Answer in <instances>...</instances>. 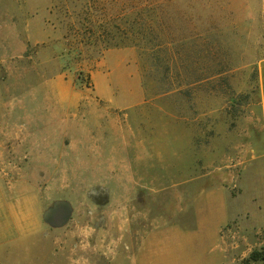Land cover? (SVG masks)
<instances>
[{
    "label": "rangeland",
    "instance_id": "374dc122",
    "mask_svg": "<svg viewBox=\"0 0 264 264\" xmlns=\"http://www.w3.org/2000/svg\"><path fill=\"white\" fill-rule=\"evenodd\" d=\"M262 45V0H0L8 106L70 172L4 183L0 264H264Z\"/></svg>",
    "mask_w": 264,
    "mask_h": 264
},
{
    "label": "crops",
    "instance_id": "0c3cea01",
    "mask_svg": "<svg viewBox=\"0 0 264 264\" xmlns=\"http://www.w3.org/2000/svg\"><path fill=\"white\" fill-rule=\"evenodd\" d=\"M262 39V57L257 63V81L263 136L260 153L261 157L264 158V0H262ZM4 61V54L2 53L0 55V67L4 65ZM7 92L10 91L5 90L4 78L0 77V191L3 192L4 183L8 184V189L20 190L22 186H29L30 184L37 186L38 178L48 179V176L59 175L60 177L68 178L70 172L67 170L53 172L48 170L49 157L50 155L54 156L55 153L53 154V152L48 150L50 146L46 141H42L43 144L40 143L38 145L34 138L37 125L31 126L30 123L21 124L16 116V110L8 106ZM78 127H80L81 131H85V125L74 124L64 127V132L73 133L78 130ZM67 138L70 140L69 147H76V137L70 135ZM105 143L109 144L111 141ZM65 144L63 143L64 146ZM95 146L94 157L97 158V161H94V164L97 168L93 171L94 178L100 173L101 163L99 158L102 154L101 142L99 141ZM125 151L127 154L124 168L125 189L126 194L130 197V202L133 203L138 196L143 194V189L148 188V182L143 171L142 145L139 144L138 139L132 133L126 137ZM109 153H112L111 150ZM96 187L93 188L94 191L96 190L100 193V186ZM153 257L147 253L139 252L137 259L140 260V264H144Z\"/></svg>",
    "mask_w": 264,
    "mask_h": 264
},
{
    "label": "trees",
    "instance_id": "16d2710c",
    "mask_svg": "<svg viewBox=\"0 0 264 264\" xmlns=\"http://www.w3.org/2000/svg\"><path fill=\"white\" fill-rule=\"evenodd\" d=\"M253 261L259 260V259H264L263 254L259 252H253L252 255L250 256Z\"/></svg>",
    "mask_w": 264,
    "mask_h": 264
}]
</instances>
